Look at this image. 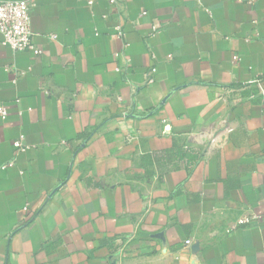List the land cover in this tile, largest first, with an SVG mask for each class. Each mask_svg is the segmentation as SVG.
<instances>
[{
	"label": "crops",
	"instance_id": "crops-1",
	"mask_svg": "<svg viewBox=\"0 0 264 264\" xmlns=\"http://www.w3.org/2000/svg\"><path fill=\"white\" fill-rule=\"evenodd\" d=\"M6 1L0 264H264V0Z\"/></svg>",
	"mask_w": 264,
	"mask_h": 264
},
{
	"label": "built area",
	"instance_id": "built-area-1",
	"mask_svg": "<svg viewBox=\"0 0 264 264\" xmlns=\"http://www.w3.org/2000/svg\"><path fill=\"white\" fill-rule=\"evenodd\" d=\"M114 3V0H112ZM33 4L30 1H6L0 2V45L4 48L9 49L12 53H30L35 56L41 55V50L34 43V35L31 27V13L33 10ZM115 37L120 38L122 32L117 30ZM51 39H54L51 36ZM239 60L238 56L233 57V62ZM5 71L13 72L16 75H21L16 67L4 68ZM118 70V69H117ZM155 70L152 68L147 73L146 83H153V73ZM261 96H264V91L260 90ZM18 102V101H17ZM6 117V111L3 106H0V118ZM223 130L226 134L232 132V128L228 125V118L223 121ZM217 137L212 139L215 142ZM15 153H23L27 146L23 141V137L20 136L12 144ZM3 165L1 168H5ZM253 219L243 216L239 219L238 225L251 222ZM189 245V241L185 242V246Z\"/></svg>",
	"mask_w": 264,
	"mask_h": 264
}]
</instances>
